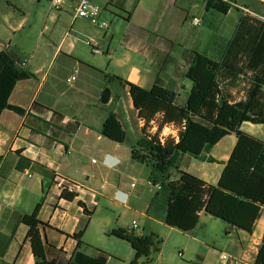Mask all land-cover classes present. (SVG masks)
<instances>
[{"label":"crops","instance_id":"0c3cea01","mask_svg":"<svg viewBox=\"0 0 264 264\" xmlns=\"http://www.w3.org/2000/svg\"><path fill=\"white\" fill-rule=\"evenodd\" d=\"M93 1L102 8L105 3L113 2ZM114 1L116 3L111 7L125 15L124 22L129 27L122 36L120 49L116 50H111L115 39V33L109 32L111 26L103 32L85 20L74 19L73 5L69 7L73 10L69 25L64 19L66 14H70L67 8L61 11L50 8L35 42L33 26L31 32L26 31L28 21L24 16L18 18L12 11L0 12V52L10 49L21 59L20 67L33 74V77L19 81L9 98V104L24 110V113L7 109L0 116L1 264H35L27 236L29 228L23 218L32 215L38 205V219L45 225L41 233L47 243L46 255L57 264H68L78 251L75 235L82 232L83 243L92 246L87 234L98 212L99 200L137 214L132 198L126 193L134 184L129 180L137 168L135 163H138L131 157V147L136 142H129L128 118L122 111L126 113L127 110L131 114L139 133L141 128L136 123L137 113L128 88L119 80H110V77H118L146 90L160 85L174 91L177 100L183 98L186 103L192 89L191 81L186 78L192 52L228 65L231 41L241 20L249 17L248 23H264V0H245L242 4L238 0H220L231 5L226 12L211 6L218 0H164L160 8L144 6L143 0H133L134 5L130 0ZM234 10L239 15L236 26L234 21L229 22L226 32H221L213 15L219 13L228 18ZM204 12V17L211 21V31L201 30L195 36L194 46L183 44L188 20L194 26L192 18H199L201 25L194 27L200 28ZM110 16L107 20L102 14V20L110 21L112 25V17L115 16L112 10ZM174 18L185 20L175 36L160 34L152 26L156 20L173 25L176 23ZM78 21L91 26L90 29L78 28ZM64 25L68 31L61 39L57 33ZM50 30L53 38L45 34ZM71 31L80 37L87 35V44L88 41H96L102 49L101 56H82L75 43L65 49L72 36ZM19 32L22 35L17 37ZM28 43L33 44L31 49H28ZM72 76L75 80L68 82ZM224 81L234 102L246 100L243 88L249 87L248 81L240 86L229 85V79L224 78ZM106 89L110 90L111 97L104 104L101 97ZM111 112L117 114L127 132V140L123 144L100 133ZM241 130L264 142V124L244 122ZM236 143V136L230 135L212 148L206 157H212L218 163L184 155L180 159V170L207 184L216 185ZM57 177L79 188L73 193L61 192L55 186ZM171 177L178 179L179 175L171 171ZM71 195L75 197L67 199ZM146 209L141 214L144 219L154 225L165 224L164 201L154 211L149 212L150 206ZM203 217L211 216L202 213L199 224ZM224 226L230 252L222 255H228L229 262H223L221 255L219 264H256L264 237V207L253 233L232 228L226 223ZM196 229L185 234L193 235ZM155 231V227H151L148 234L140 236H157ZM194 240L200 241L198 238ZM84 251L88 254V248ZM179 254L184 257V253ZM191 261L192 264H205L199 255L191 256Z\"/></svg>","mask_w":264,"mask_h":264},{"label":"trees","instance_id":"16d2710c","mask_svg":"<svg viewBox=\"0 0 264 264\" xmlns=\"http://www.w3.org/2000/svg\"><path fill=\"white\" fill-rule=\"evenodd\" d=\"M215 8L226 12L229 3L214 1ZM250 9V7H247ZM252 10V9H250ZM249 17L241 20L237 34L231 41V52L227 63L216 62L207 56L192 52L186 78L192 89L185 105H179L177 94L160 85L146 90L118 77L129 90L133 109L140 119L148 123L161 118V126L174 124L183 127L179 140L169 139L162 144L157 135L151 136L140 129V139L131 147L132 160L151 167L154 175L152 184L160 185L161 191L154 197L149 212L164 201L165 225L184 233L193 232L205 213L219 219L232 228L253 233L255 223L264 207V142L245 134L241 130L244 122L264 124V23H248ZM21 59L10 49L0 52V116L4 110L24 113V110L9 104V98L16 84L33 74L20 67ZM242 85L248 81L243 92L245 101L234 102L225 87ZM100 133L113 142L123 144L127 132L111 112ZM235 135L237 138L230 158L225 163L219 182L210 185L197 176L180 170V159L184 155L202 158L208 163H218L206 157L221 140ZM176 171L178 179H172ZM74 195L68 196L72 199ZM40 205L32 215H26L23 222L28 226L35 264H57L46 255V240L41 233L45 226L39 219ZM83 233L75 235L78 251L68 264H107L103 253L90 256L84 251L89 246L82 241ZM129 243L135 253L131 264H139L142 258H150L153 249L160 252L162 240L157 236H136L129 230L114 229L110 233ZM256 264H264V237L256 258ZM1 264V261H0Z\"/></svg>","mask_w":264,"mask_h":264},{"label":"rangeland","instance_id":"374dc122","mask_svg":"<svg viewBox=\"0 0 264 264\" xmlns=\"http://www.w3.org/2000/svg\"><path fill=\"white\" fill-rule=\"evenodd\" d=\"M111 1L112 0H109L108 2ZM238 1L242 4L245 0ZM8 2H10L9 5ZM115 3L116 1L113 0V2L105 3L103 5V14L106 15L108 18L107 20H110L111 10L115 14V16L112 17V25L110 21L106 20L109 26H111V31L109 32L115 33V39L111 50L120 49V46L122 45V36L129 30V27L124 22L126 18L125 15L111 7L114 6ZM130 4L134 5L133 0H130ZM14 5L17 6L16 9L13 7ZM70 5L71 4H67L65 6L68 13H70L64 16L68 25L72 21L71 16L73 14L72 8H69ZM143 5L149 8L154 6L155 8H160L163 7L164 0H143ZM50 8L51 4L49 0H0V12L12 11L15 12V15L18 18L24 16L28 21L26 31L31 32V25L33 26L32 34L34 35V42L37 36L39 37V34L41 33L44 19L47 16L46 13L50 11ZM170 13L174 14L172 10H170ZM204 15L205 12L203 13L202 26L200 28H195L190 24V19L188 20L187 25L185 26L186 37L184 39L182 38L184 40L183 44L194 46L195 36L200 33L201 30L207 32L211 31V21L207 20ZM238 16L236 10H234L228 18H224V16L219 13H215L213 15V20L214 23L218 25L221 32H226L229 22L234 21V26H236ZM173 22L176 23L173 25H166L165 23H160V21L156 20L153 22L152 26L153 28H156V32L160 34L175 36L180 27L185 24V20L174 18ZM90 27L91 26L84 24L82 21H78V28L86 30L90 29ZM67 31L68 30L64 25L62 28H59L57 36H60L62 39ZM51 32V30L48 33L46 32V36L53 38L51 37ZM20 35H22V32L17 33L16 36L20 37ZM71 35V38L65 45V49H67L70 44L75 43L77 52L82 56L88 57L93 54H99V56H101L100 54L103 53L102 49H100V53H95L93 51L92 47L86 42L89 40L87 35H81L80 37L75 31H71ZM75 36L77 37L76 39L74 38ZM16 40L18 41L19 39L17 38ZM42 44L43 42H41V45ZM27 46L28 49H31L33 44L28 43ZM170 86L173 89L175 88L172 85ZM177 102L181 105L185 103L183 98H179ZM122 112L123 116L128 118L127 131L129 142H138L140 139V133L136 128L131 114H129L127 110L126 113L125 110ZM166 133H168V131ZM135 165L137 168L135 169V172L131 174V179L129 180V183H134V186H131L130 190H127L126 193L128 194V197L132 198V205L137 210V214L130 211H124L121 207L109 205L108 202L103 199L99 200L98 212L95 214L94 221L87 234V239L92 244V246L88 247V254L96 256L99 253H103L108 257V264H131L135 258V253L133 252L131 245L126 241L110 236V233L114 228H122L130 230V232L134 233L136 236H140L148 234L149 229L155 227L158 239L162 240V244L160 245L161 250L158 252L153 249L151 257L149 259L145 257L140 259L139 264H192L191 256L195 255H199L205 260V264H219V259L222 253L230 252L227 247L228 237L224 232V222L213 217H203L202 222L199 224L193 235H189L165 224L154 225V223L150 222L148 219H144L141 214L147 210L146 208L150 206L149 202H151L156 194L161 191V186H155L152 184L150 178L154 173L151 167L142 166L138 163H135ZM133 220L138 223V228L136 229H132ZM195 238H198L200 241L194 240ZM180 252L184 253V257L179 256Z\"/></svg>","mask_w":264,"mask_h":264},{"label":"built area","instance_id":"2783aa9c","mask_svg":"<svg viewBox=\"0 0 264 264\" xmlns=\"http://www.w3.org/2000/svg\"><path fill=\"white\" fill-rule=\"evenodd\" d=\"M51 4V8L54 11H61L65 8L67 4H71L74 6V19H81L89 22L92 26H94L99 31H108L109 24L106 21L102 20V14L104 9L95 3L93 0H49ZM192 24L194 26H200L201 21L197 17L192 18ZM88 44L92 47L95 53H100V46L96 41H88ZM75 80V76H72L68 79V82H72ZM139 127L141 129H145L146 133L155 136L157 135L159 141L162 144H165L169 139L178 142L179 140V133L183 129V127L174 125V124H164L161 126V118L156 117L151 122H147L144 119H140L138 121ZM168 131V133H166ZM94 163L96 161H93ZM55 186L61 192H70L73 193L78 186L73 185L72 183L67 182L62 177H57L55 181ZM134 186V184L132 185ZM138 228V223L133 221L132 229ZM179 256H182L179 254ZM222 261L227 263L229 262L228 255H222Z\"/></svg>","mask_w":264,"mask_h":264},{"label":"water","instance_id":"95a60500","mask_svg":"<svg viewBox=\"0 0 264 264\" xmlns=\"http://www.w3.org/2000/svg\"><path fill=\"white\" fill-rule=\"evenodd\" d=\"M111 92L109 89H106L101 97V100L104 104H107L110 100Z\"/></svg>","mask_w":264,"mask_h":264}]
</instances>
